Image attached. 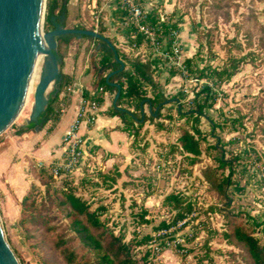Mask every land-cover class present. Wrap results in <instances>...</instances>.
<instances>
[{
  "label": "rangeland",
  "instance_id": "obj_1",
  "mask_svg": "<svg viewBox=\"0 0 264 264\" xmlns=\"http://www.w3.org/2000/svg\"><path fill=\"white\" fill-rule=\"evenodd\" d=\"M154 1L161 14L168 18L169 25H177L172 30L173 37L165 36L162 44L169 49L168 43L172 38L176 40L181 51L179 58L159 55L151 43L132 49L124 34L126 28L112 20L109 10L91 16L84 9L83 13L71 14L66 27L57 23L54 28L73 29L79 25L98 32L105 27L104 37L111 38L128 60L138 57L154 62L152 70L159 88L149 93V97L161 93L168 99L179 98L178 104L164 106L160 118L154 113L153 119L143 127L134 126L126 153L99 156L96 149L88 150L90 155L84 154L73 173L57 179L54 190H61L68 181L75 194L92 209H105L103 219L126 242L157 237L159 225L171 221L177 213L175 201L168 198L178 196L193 206L186 223L180 229H172L173 238L185 236V242L180 247L167 246L165 242L170 241L159 238L149 245L134 243L137 258L144 256L151 246L148 264H252L242 246L226 239L229 222L223 214L236 215L264 244V132L258 131L264 127V0ZM98 3L101 8L108 4L107 0H98ZM58 38L54 52L60 72L62 58L70 54L76 64L88 66L87 71L94 69L98 60L94 42L76 37L66 46ZM188 58L193 59L194 70H199L190 75L184 68ZM233 58L242 59V65L229 82L202 77L208 69L231 64ZM174 70L182 73L173 76ZM207 84L212 86L217 101L204 111L199 124L194 123L193 117H179V105L184 112L193 110L195 94ZM55 90L53 85L48 91L49 99ZM123 106L130 108L129 103ZM144 111L147 116L151 115L148 105ZM29 119L30 115L26 121L23 118L14 121L0 135L1 150L8 152L11 137L26 127ZM195 127L203 132L202 155L196 159L179 147L183 128ZM48 128L50 125L41 132L34 129L31 141L39 145ZM223 153L226 159L239 157L226 197L215 189L216 179L229 174V170L220 169L216 160ZM11 163L12 167L16 165V175L24 172L27 185L37 186L42 193L45 191L38 180V170L42 169L38 161L28 163L19 157ZM34 193L40 201V194ZM56 212L62 216L60 210ZM0 220L20 264H66L43 226L21 224V206L18 212L13 207L6 210L0 204Z\"/></svg>",
  "mask_w": 264,
  "mask_h": 264
},
{
  "label": "trees",
  "instance_id": "obj_2",
  "mask_svg": "<svg viewBox=\"0 0 264 264\" xmlns=\"http://www.w3.org/2000/svg\"><path fill=\"white\" fill-rule=\"evenodd\" d=\"M69 0H47L44 31L50 32L57 23H62L66 27V20L69 15ZM112 19L115 23H121L126 20V14L122 11L112 12ZM157 23V12L153 11L147 17V23L150 27L155 28ZM73 29L87 30L83 27L76 26ZM177 29V25L173 24L168 27L164 26L163 30L169 34L172 30ZM156 30V29H155ZM105 28L99 30V34L104 37ZM136 31L134 27H127L125 36L127 43L132 49L139 47L143 43V36L138 34L136 40H131L130 33ZM158 31V30H156ZM78 37L77 35H65L58 38L59 42L68 46L71 41ZM95 43L96 57L95 74L99 78V87L104 91L113 95V104L107 110L112 117H119L126 131L131 137V130L135 125L143 127L149 119H153L156 113L157 118L161 117V111L164 106L179 102V98H165L163 94L157 93L154 97H149V93L159 88V83L154 78L152 70V62H147L141 58H133L128 60L121 50L117 48L111 39H108L116 48V54L110 45L102 39H96L89 36H82ZM168 44V48H169ZM117 55V56H116ZM64 58L62 60L64 61ZM63 61L61 68L63 67ZM242 65V59H232L231 64H227L222 68L208 69L207 74H203V78L216 79L219 83L229 82L235 76ZM123 66V69H122ZM184 68L188 75L194 74L193 59L188 58L184 62ZM201 72V71H200ZM182 73L180 70H174L171 75ZM71 83V79L61 71V80L56 87L55 92L49 99L48 105L41 115L37 124L31 123L24 128H20L16 133V137H21L25 133L38 128L42 131L48 125L47 132L52 131L60 120L58 105L60 102V94L64 88ZM112 84L120 86V94L116 99L118 89ZM100 104H103V97H97ZM217 97L210 84L204 85L202 90L195 94L193 103L195 108L184 112L182 105L177 108L179 117H193L194 123L199 124L200 118L205 115L207 108L213 107ZM124 103H129L130 108H126ZM148 105L151 115L147 116L144 106ZM155 108V110H153ZM264 119V117H263ZM213 128L215 125H212ZM258 131L264 132V127H259ZM203 132L197 127L193 129L183 128L179 139V147L185 153L193 156L195 159L202 155L201 139ZM213 149H219L213 146ZM217 162L220 169L229 170V174L221 180L215 182V189L226 197L227 190L233 184L236 163L239 157L235 156L226 159L223 153L218 157ZM258 160H260L258 158ZM55 164V163H54ZM43 166L39 169L38 180L45 187L42 193L40 189L33 185L23 198L21 206V224H31L43 226L53 241L55 249L59 252L66 264H148L149 256L152 248L148 246V250L144 256L137 258L134 254V243L136 246L149 245L158 238L161 240H172L175 232L157 237L147 236L138 242H126L123 235H117L109 227L108 220L103 219L105 209L99 207L92 209L91 205L82 197L77 196L68 181L64 182L61 190H54V183L60 177L52 172V167ZM69 174V173H68ZM67 176V174H66ZM38 192L41 200H37L34 192ZM169 200L175 201L174 209L177 212L174 218L168 222H162L157 228V232L163 229H170L179 222L189 219V215L193 212L191 203L185 204L178 196H170ZM230 204V201L228 202ZM57 211H61L62 216H58ZM59 213V214H60ZM228 220V232L225 233L226 239L231 243H236L246 251L252 264H264V244H261L254 235L253 230L237 220V216L230 212L223 214ZM165 247L164 243H161ZM180 247V246H179Z\"/></svg>",
  "mask_w": 264,
  "mask_h": 264
},
{
  "label": "crops",
  "instance_id": "obj_3",
  "mask_svg": "<svg viewBox=\"0 0 264 264\" xmlns=\"http://www.w3.org/2000/svg\"><path fill=\"white\" fill-rule=\"evenodd\" d=\"M94 7H96L95 11ZM84 9H87L91 16H93V13L100 15L105 10L110 11L107 5L103 8L99 7L98 0H69V15L66 20V26L68 21H70L71 14L83 13ZM76 26L79 25L74 27ZM97 26L99 27L98 24ZM79 27L87 29L84 26ZM115 46L120 49L119 46ZM87 69L88 66L84 67L82 64H76L71 54L64 58L62 73L71 79V83L64 88L60 94V99L66 95L64 99L67 110L60 116V120L52 131L46 133L45 138L39 145L31 141L33 140L31 135H35L34 131L25 133L21 137H16L15 135L11 137L8 144V152L1 150L3 144H0V204L4 209L10 210L13 207L20 212V204L31 186L26 184L23 171H21L20 175H16V165L12 167L13 164L11 163L13 158L23 157L28 163L30 161H38V166H50L51 164L59 163L61 158L64 157V136L71 128L81 104L80 95L77 92L67 95L66 88L68 86H74V88L81 86L85 99H89L94 93L99 92V78L95 74V67L91 72L87 71ZM100 96L103 97L104 102L99 119L95 124L84 123L80 128L79 135L84 154L90 155L88 150L92 148L97 150L96 153L99 156L104 154L116 156L126 153L130 146L131 136L124 131V125L119 117H112L107 113V110L113 104V95L104 91Z\"/></svg>",
  "mask_w": 264,
  "mask_h": 264
},
{
  "label": "water",
  "instance_id": "obj_4",
  "mask_svg": "<svg viewBox=\"0 0 264 264\" xmlns=\"http://www.w3.org/2000/svg\"><path fill=\"white\" fill-rule=\"evenodd\" d=\"M47 0H0V135L15 121L26 95L40 33L50 37L57 48V38L65 35L89 36L105 40L116 54L115 46L93 30L57 27L44 31ZM117 56V55H116ZM123 69V66H122ZM61 80L58 58L46 66L35 92V106L28 121L37 124L48 102V89ZM116 99L120 94V86ZM157 113V112H156ZM156 113L154 114L156 116ZM0 264H20L6 240L0 220Z\"/></svg>",
  "mask_w": 264,
  "mask_h": 264
},
{
  "label": "built area",
  "instance_id": "obj_5",
  "mask_svg": "<svg viewBox=\"0 0 264 264\" xmlns=\"http://www.w3.org/2000/svg\"><path fill=\"white\" fill-rule=\"evenodd\" d=\"M107 2L111 12L122 11L126 14V20L117 24L123 25L126 29L130 26L136 29V31L130 33L131 40H136L138 34H141L143 36V43H151L154 50H156L159 55H163L169 59L180 57L181 51L176 40H173L172 38V41L168 43L170 44L169 49H166V46L164 47L162 44L165 41V36L170 35L173 37L174 32L171 31L169 34L164 32L163 27L170 26L169 21L168 18L158 10L154 0H107ZM93 9L95 11L96 7ZM153 11L157 12V23L155 28L146 24L148 15ZM95 14L96 13H93V15ZM95 32H97V30ZM66 92L67 95L77 92L81 97V104L71 128L64 136V159L57 164L55 163L51 169L56 176L61 174L60 177L68 173H73L82 163L84 151L81 147L82 142L79 135L80 128L84 123L95 124L103 110L102 104L97 100V97L104 92L103 88H99V92L94 93L89 99H85L84 91L81 86H77L76 88H74V86H68ZM64 97H66V95ZM64 97H62L59 102L58 111L60 115H63L67 110ZM41 166L43 167V165H40V167ZM185 223L186 220L179 222L176 226L171 227L170 229L160 230L157 232V235H166L173 232V228H175V230H177V228L180 229ZM167 241H170L165 242L167 246H171V244L175 247L181 246L185 242V236L182 238L181 236H176L172 238V240Z\"/></svg>",
  "mask_w": 264,
  "mask_h": 264
},
{
  "label": "bare ground",
  "instance_id": "obj_6",
  "mask_svg": "<svg viewBox=\"0 0 264 264\" xmlns=\"http://www.w3.org/2000/svg\"><path fill=\"white\" fill-rule=\"evenodd\" d=\"M46 35V34H45ZM50 37L46 35V37L43 36L42 33L39 35L38 43L39 46L36 49L35 59L33 63V68L28 84V89L26 91V95L24 98V102L22 104V107L15 119V122L20 119L27 120L28 115L31 116L34 106H35V92H36V85L39 83L40 78L42 74L44 73V70L47 65L52 64L53 57H54V43L50 42ZM53 85L48 89L53 88ZM50 93V92H49Z\"/></svg>",
  "mask_w": 264,
  "mask_h": 264
}]
</instances>
